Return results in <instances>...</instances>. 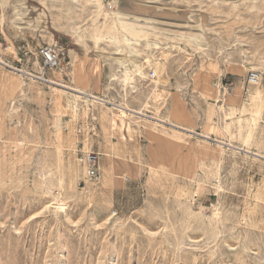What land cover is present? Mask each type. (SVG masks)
I'll return each instance as SVG.
<instances>
[{"label":"rangeland","instance_id":"obj_1","mask_svg":"<svg viewBox=\"0 0 264 264\" xmlns=\"http://www.w3.org/2000/svg\"><path fill=\"white\" fill-rule=\"evenodd\" d=\"M0 42L36 73L64 44L46 76L106 101L0 64V264H264V0H0ZM113 104L146 115L111 126Z\"/></svg>","mask_w":264,"mask_h":264},{"label":"bare ground","instance_id":"obj_2","mask_svg":"<svg viewBox=\"0 0 264 264\" xmlns=\"http://www.w3.org/2000/svg\"><path fill=\"white\" fill-rule=\"evenodd\" d=\"M122 28L123 29H126L127 27L124 26V25H122ZM0 64L1 65H4V66H7L10 70H14L15 73L19 74L17 76L20 77V78L21 77H24V78H27V79H29L31 81L41 80L43 83L49 84L50 87H51V85H55V86L52 87V89L56 93H58L59 96L60 95H66L67 96L68 106L71 107V108H75V110L77 109V103H78V101H80L82 103H85V104L93 103L96 100L106 102L105 100L99 98L98 96H95V95H93L91 93H88L87 91H85V89H82V88H79V87H70V86H67V85H63L62 83L60 84L59 82L56 81V79H54L52 77H45L44 79H40L39 77L35 76V74L33 72L25 71L23 69L15 70V68L13 66L6 64L1 58H0ZM7 71H9V70H7ZM9 72H12V71H9ZM139 73L141 74V72H139ZM128 74H129V72H128ZM127 79H128V76L126 74H124L122 80L125 82ZM0 82L4 86H6V85L7 86H11L12 85V83L9 82L8 80H6L5 78H0ZM259 97H260V90H259L258 87H256V89L254 90V92L252 94V99H253L252 101H253V103H255L257 101V99H259ZM113 105H115V106H111L110 107V109H112V114H113V117L110 120L111 121V126L120 125L122 127H128L130 129L131 127H130L129 119L131 117H138L137 114H141V115H144V116L146 115L145 113H143V109H141V108H139V109H133V108L128 107L127 105H124V106H120L118 104H113ZM254 105H255L254 106L255 107V112H257L259 110V106H258L257 102ZM117 106L118 107H121V108H118ZM144 107H147V102H145ZM113 110H116L117 112H115ZM156 120H158V119H156ZM159 121L160 122H163V120H159ZM59 125L60 124L56 123V142H57V145L56 146H57L58 152L60 153V151H62V149H63V146H62L63 134L61 132V127ZM171 125H173V126H175L177 128H180V129L187 130V131L191 132V130H189L187 128L180 127V126H176L174 124H171ZM202 136L205 137V138H208L207 135H202ZM217 141L219 143H221V144L224 143V141H222V140H218L217 139ZM228 145L236 148V150L237 149H243L246 152L249 151L247 149H244L243 147L236 146V145H232L230 143H228ZM219 147H221V145H219ZM217 152H218V150H217ZM57 162L61 166V164L63 162V159H62V155L61 154L58 155ZM76 170H77L76 169V165L70 164L64 170V172L66 171V173L69 176H72ZM64 172L62 171L61 174L63 175ZM107 178H108V171L105 172L104 180H106ZM60 179H61V177H60ZM64 206H65V204L60 199H55V202L50 204V207L52 209H54L55 211L56 210H59V209H64Z\"/></svg>","mask_w":264,"mask_h":264},{"label":"built area","instance_id":"obj_3","mask_svg":"<svg viewBox=\"0 0 264 264\" xmlns=\"http://www.w3.org/2000/svg\"><path fill=\"white\" fill-rule=\"evenodd\" d=\"M1 45V42H0ZM20 57H18L17 62L22 60V56L26 55L27 51L23 50V47L19 49ZM67 48L64 44L55 42L52 44L39 45L35 53H31V57L34 62L40 64V71L38 73L32 71L35 76L40 79H44L47 71H58L63 72V61L66 57ZM15 70L21 69V67L13 66ZM31 72V71H30ZM155 77L153 71L147 73L148 79H153ZM259 80L258 74L251 72L248 77V83L255 84ZM81 160L87 166V175L89 178H96L98 175V157L94 152H87L81 156Z\"/></svg>","mask_w":264,"mask_h":264}]
</instances>
